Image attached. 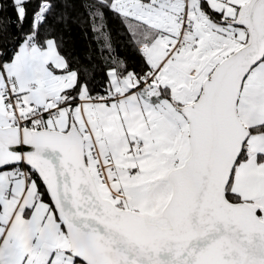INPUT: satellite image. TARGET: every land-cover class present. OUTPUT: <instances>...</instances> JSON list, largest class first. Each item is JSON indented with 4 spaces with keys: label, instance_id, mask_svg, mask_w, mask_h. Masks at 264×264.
Segmentation results:
<instances>
[{
    "label": "snow or ice",
    "instance_id": "obj_1",
    "mask_svg": "<svg viewBox=\"0 0 264 264\" xmlns=\"http://www.w3.org/2000/svg\"><path fill=\"white\" fill-rule=\"evenodd\" d=\"M0 264H264V0H0Z\"/></svg>",
    "mask_w": 264,
    "mask_h": 264
}]
</instances>
